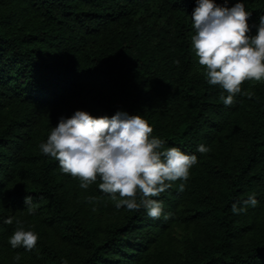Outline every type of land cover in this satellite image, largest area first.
I'll use <instances>...</instances> for the list:
<instances>
[{
  "label": "trees",
  "instance_id": "obj_1",
  "mask_svg": "<svg viewBox=\"0 0 264 264\" xmlns=\"http://www.w3.org/2000/svg\"><path fill=\"white\" fill-rule=\"evenodd\" d=\"M242 2L255 36L264 0ZM196 6L0 0V264H264V79L244 81L224 104L228 94L208 83L192 47ZM77 110L141 115L150 138L197 156L184 192L178 180L154 197L164 205L159 219L144 207L117 209L99 177L82 189L42 153L60 118ZM201 144L210 150L200 153ZM253 194L258 204L234 214L232 205L244 207ZM26 196L42 216L29 229L38 235L31 251L9 243L15 213L28 211ZM108 201L118 215L104 223L95 209ZM176 223L194 225L178 252L166 240Z\"/></svg>",
  "mask_w": 264,
  "mask_h": 264
},
{
  "label": "clouds",
  "instance_id": "obj_2",
  "mask_svg": "<svg viewBox=\"0 0 264 264\" xmlns=\"http://www.w3.org/2000/svg\"><path fill=\"white\" fill-rule=\"evenodd\" d=\"M250 16L242 0L232 7L219 6L214 0H197L191 15L195 29L192 47L199 64L206 66L208 83L220 86L228 94L221 95L226 106L234 103L244 81L264 79V15L259 17L255 36L248 35ZM244 95L252 98L251 92ZM152 132L141 115L118 111L111 117H95L77 110L70 118H60L40 149L59 162L63 173L79 178L82 189L99 177L100 190L111 195L117 209L126 206L132 211L144 207L150 218L159 219L164 215V205L154 197L178 180V191L184 192L189 170L198 161L196 155L186 154L178 147L164 148V141L150 138ZM209 150L203 144L197 148L200 153ZM25 203L32 214L35 206L31 196H26ZM243 204L244 207H237L234 203L233 213L246 211L248 205L255 207L258 201L253 194ZM4 222L12 224L13 219L9 217ZM17 225L9 237L10 245L31 251L38 235L19 226V221ZM14 259L18 261L20 255Z\"/></svg>",
  "mask_w": 264,
  "mask_h": 264
},
{
  "label": "rangeland",
  "instance_id": "obj_3",
  "mask_svg": "<svg viewBox=\"0 0 264 264\" xmlns=\"http://www.w3.org/2000/svg\"><path fill=\"white\" fill-rule=\"evenodd\" d=\"M111 205H112V202L108 201L105 204H102V205L100 204V206H98L97 209H95V214L97 218L104 223L108 222L116 215V210ZM15 218L21 221L19 222L21 223V226L23 225L22 227H24L25 230H29V229H32L33 224L40 223L42 216L40 215V213H37L36 211H34L32 214H29V211L26 210L25 213L16 212ZM193 233H194V225L186 224V223H176L172 225V227L169 229L166 235V240H169V242L174 246V248L178 252L179 250H181L180 247L182 246L183 242L188 237L192 236ZM68 247L69 246L66 245L65 249L69 250L70 248ZM74 252H75L74 249L73 250L70 249L69 253L70 255L72 254L74 255L75 254Z\"/></svg>",
  "mask_w": 264,
  "mask_h": 264
}]
</instances>
